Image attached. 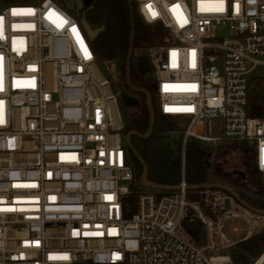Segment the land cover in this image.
I'll return each instance as SVG.
<instances>
[{"label":"built area","instance_id":"obj_1","mask_svg":"<svg viewBox=\"0 0 264 264\" xmlns=\"http://www.w3.org/2000/svg\"><path fill=\"white\" fill-rule=\"evenodd\" d=\"M134 1L166 32L145 48L160 115L183 122L184 142L244 145L264 178V0ZM112 67L58 0L0 9V264H233L255 215L221 190L189 191L183 160L177 189L146 186L132 208Z\"/></svg>","mask_w":264,"mask_h":264},{"label":"trees","instance_id":"obj_2","mask_svg":"<svg viewBox=\"0 0 264 264\" xmlns=\"http://www.w3.org/2000/svg\"><path fill=\"white\" fill-rule=\"evenodd\" d=\"M132 7L134 11V50L163 43L166 35L165 30L161 26L150 27L145 25L139 18L133 1ZM84 18L91 27L104 26V30L91 40L97 61L100 65L108 63L110 66H117L121 75V81L118 83L119 88L129 90L125 82V59L129 47L131 27L126 0H91L85 6ZM130 83L134 88L148 90L153 108L151 95V85L153 84L152 65L147 56H134V51L130 61ZM130 95L136 98L137 105L134 107L122 105L121 107L124 124L123 134L126 136L133 131L145 135L149 125L146 97L142 93ZM256 114H259V111ZM154 117L155 121L150 138L142 139L132 136L130 142L147 167V179L158 185L174 186L180 181V173L177 176V171L180 172L181 166L179 156L182 136L179 135V140L176 142L178 156L173 162L168 161L165 157V150L153 148L152 142L162 134L171 131L179 133L181 129L170 128V118L167 116L161 115L159 121H157L154 111ZM234 151L241 156L238 171L244 174V178L235 175V169L225 167L227 162L225 157ZM127 157L133 170V182L130 186L128 200L132 208H135L136 187L141 185L140 178L143 170L130 150L127 151ZM251 157L249 150L242 144L232 143L219 146L212 153L208 147L191 139L186 140L184 145L185 181L188 185L207 183L227 185L232 187L244 202L256 209L264 210V203L260 200L264 197V183L261 182V175L253 170ZM209 159L213 160L211 168ZM210 179L214 181H210ZM247 193L253 194L254 197L247 195ZM190 198L196 200L198 196L197 194H191ZM182 225L194 242L200 244L204 241L205 235L201 223L193 217L192 213L187 215ZM263 252L264 231H261L234 245L229 250V256L233 264H252Z\"/></svg>","mask_w":264,"mask_h":264},{"label":"water","instance_id":"obj_3","mask_svg":"<svg viewBox=\"0 0 264 264\" xmlns=\"http://www.w3.org/2000/svg\"><path fill=\"white\" fill-rule=\"evenodd\" d=\"M68 11H70L71 13L75 14L76 16H78L81 19V23L82 26L87 34V36L92 40L94 39L100 32H102L104 30V26L101 25L99 27H91L85 20L82 19V13L85 10V6L83 4V0H58ZM91 0H88V2ZM127 5H128V10H129V15H130V36H129V47H128V51H127V55H126V59H125V82L127 87L129 88V90L131 92L134 93H142L145 95L146 97V104H147V108L149 111V125H148V131L145 135H141L138 134L136 132H129L125 137H124V141L126 143V147L128 150L131 151V153L134 155V157L137 159V161L140 163V165L142 166V176L140 178V182L145 185V186H149L152 188H157V189H162V190H175L177 189L176 186H167V185H158L155 183L150 182L147 179V167L143 161V159L141 158V156L138 154V152L134 149L133 145L130 142V138L132 136H136L138 138H142V139H149L151 134H152V130H153V126H154V121H155V117H154V110L152 108L151 105V99H150V94L148 92V90L146 89H138V88H134L131 83H130V61H131V57L134 51V11H133V7H132V1L131 0H126ZM112 73L115 74L116 71V67L113 66L111 69ZM152 89H155V85L152 84L151 85ZM120 101L122 103L123 106L125 107H134L137 105V100L134 98H130L128 97L126 94L121 93L120 94ZM156 112L158 114H160L159 108L158 106L156 107ZM235 175H239L242 176V178H244V174L242 172L236 171L234 172ZM188 190L189 191H200V190H221L225 193H227L228 195H230L232 197V199L241 207H243L244 209L248 210L250 213L259 216V217H264V210H260V209H256L252 206H250L249 204H247L246 202H244L239 195L232 189L225 187V186H219L217 184H202V185H189L188 186ZM225 207H228L229 205V201L226 200L225 201Z\"/></svg>","mask_w":264,"mask_h":264},{"label":"rangeland","instance_id":"obj_4","mask_svg":"<svg viewBox=\"0 0 264 264\" xmlns=\"http://www.w3.org/2000/svg\"><path fill=\"white\" fill-rule=\"evenodd\" d=\"M36 1H38V0H0V9L4 8V7H7V6H10V5H34L36 3ZM132 1L135 4L136 10H137V4L135 3L134 0H132ZM141 55L147 56V51L145 50V48L134 50V56H141ZM120 81H121V75L118 76L117 85H116V89L118 91H120L121 93L123 92L126 95H128V94L136 95V93H134V92L132 93L129 90H126L125 88L120 89L119 88V84H118V83H120ZM151 95H152V101H153V109L155 111V114H156V117H157V121H159L161 115L156 112V107H157V104H158V98L156 96L155 90L152 89V88H151ZM118 101H119V106L121 108L122 107V103L120 101V98H119ZM168 118H170L169 119V125H170L169 127L170 128H176L175 130H180L183 127V122L181 120H179L178 117H176V118L168 117ZM179 135H180V133L175 132V131H171L169 133L162 134L156 140H154L152 142V146L155 149L165 150L166 151L165 157L168 159V161L173 162V161H175L177 159V156H178V153H177V150H176V142L179 140ZM228 144H230V143H228ZM184 145H185V142L182 139V141H181V149H180V156H179L180 157V161H181V166H180V172L177 171V176L179 175V173L181 174L182 160H183V163H184ZM202 145L208 147L211 150V152L213 153L215 151L216 147L227 145V143L221 144V145H217V146L206 145V144H202ZM240 157L241 156H240V154L238 152H235V151L234 152H230L225 157V159L227 160V162L225 164V167L228 168V169H235V171H238L240 169V166H239ZM251 159H252V157H251ZM209 164H210V168H211V164H213V160L212 159H209ZM183 166H184V164H183ZM209 173H210V171H209ZM210 181H214V180L210 179ZM261 182L264 183V178L262 176H261ZM207 184H211V183H207ZM214 184H217L219 186L227 187V185H221V183H214ZM136 190H137V192H136L137 195H139V194H141V193H143L145 191H153L150 188H147L146 186L142 185V183H141V185H138L136 187ZM247 195L254 197V195L251 194V193H247ZM260 200L264 203V197L260 198ZM235 211L236 212H240L239 209H237ZM251 219L252 220H250V221L253 224V232H254V234H257V233H260L261 231H264V217H259V216L255 215ZM230 223H234V224H239L240 225V227L242 229L240 235L231 236L229 234L228 225ZM245 227H246V223H245L244 219L239 218V219L230 220V221H228L226 223L225 234L230 239V241H239L245 235V232L243 230V229H245Z\"/></svg>","mask_w":264,"mask_h":264},{"label":"bare ground","instance_id":"obj_5","mask_svg":"<svg viewBox=\"0 0 264 264\" xmlns=\"http://www.w3.org/2000/svg\"><path fill=\"white\" fill-rule=\"evenodd\" d=\"M263 261H264V252L260 255L259 259L255 261V263L253 264H262Z\"/></svg>","mask_w":264,"mask_h":264},{"label":"flooded vegetation","instance_id":"obj_6","mask_svg":"<svg viewBox=\"0 0 264 264\" xmlns=\"http://www.w3.org/2000/svg\"><path fill=\"white\" fill-rule=\"evenodd\" d=\"M87 3H88V0H83V4H84V6H86ZM122 93H123V92H122ZM127 96L130 97V98H134V99H136L134 96H132V95H130V94H128Z\"/></svg>","mask_w":264,"mask_h":264},{"label":"crops","instance_id":"obj_7","mask_svg":"<svg viewBox=\"0 0 264 264\" xmlns=\"http://www.w3.org/2000/svg\"><path fill=\"white\" fill-rule=\"evenodd\" d=\"M258 234V233H257Z\"/></svg>","mask_w":264,"mask_h":264}]
</instances>
